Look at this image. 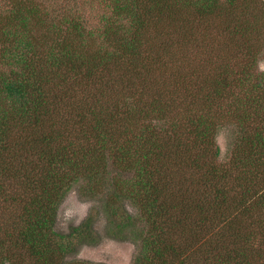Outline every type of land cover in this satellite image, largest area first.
Returning <instances> with one entry per match:
<instances>
[{
  "label": "trees",
  "instance_id": "1",
  "mask_svg": "<svg viewBox=\"0 0 264 264\" xmlns=\"http://www.w3.org/2000/svg\"><path fill=\"white\" fill-rule=\"evenodd\" d=\"M97 1L90 29L27 0L0 11V264H97L66 259L89 217L55 224L110 165L134 173L106 208L149 225L135 264H264V0ZM226 118L242 132L221 162Z\"/></svg>",
  "mask_w": 264,
  "mask_h": 264
},
{
  "label": "rangeland",
  "instance_id": "2",
  "mask_svg": "<svg viewBox=\"0 0 264 264\" xmlns=\"http://www.w3.org/2000/svg\"><path fill=\"white\" fill-rule=\"evenodd\" d=\"M8 0H0V11ZM27 4L38 6L45 13V20L63 22L66 17L70 18L77 14L83 15V20L88 29L97 22L94 10L100 7L106 9L105 3L97 0H27ZM92 6H95L92 9ZM91 12V17L87 20ZM88 13V14H87ZM257 68L264 70V52L261 54ZM129 103L127 100L126 104ZM239 125L233 120L226 118L217 131L216 140L220 147L219 160L229 162L237 137L241 134ZM134 171L117 170L110 165L108 167L107 180L94 193H85L84 180L74 183L67 192L58 207L56 229L66 232L70 227L83 223L87 217L90 237L86 244H77L66 257L67 260H85L97 264H135L139 254L140 242L137 236L149 228L148 223L140 214V206L129 200L121 201L123 211L130 217L128 220L113 216L106 208L108 196L114 191V180L124 181L131 177ZM140 207V208H139ZM123 223L120 227L117 224ZM122 229V230H121Z\"/></svg>",
  "mask_w": 264,
  "mask_h": 264
}]
</instances>
